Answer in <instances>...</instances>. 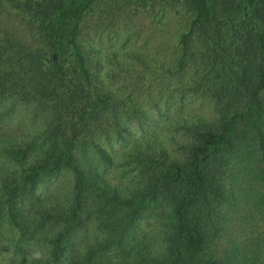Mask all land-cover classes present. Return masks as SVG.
<instances>
[{
	"label": "trees",
	"instance_id": "trees-1",
	"mask_svg": "<svg viewBox=\"0 0 264 264\" xmlns=\"http://www.w3.org/2000/svg\"><path fill=\"white\" fill-rule=\"evenodd\" d=\"M108 1L0 0L36 38L23 48L16 35L0 34L5 264H264V0H183L192 21L169 73L183 74L195 39L204 41L215 118L175 124L188 140L179 158L164 148L125 152L141 178L124 195L98 169L110 159L99 139L112 146L104 120L118 101L82 45L83 23ZM150 217L162 225L159 255L140 234ZM246 220L262 222L251 241L234 236L232 222Z\"/></svg>",
	"mask_w": 264,
	"mask_h": 264
},
{
	"label": "rangeland",
	"instance_id": "rangeland-1",
	"mask_svg": "<svg viewBox=\"0 0 264 264\" xmlns=\"http://www.w3.org/2000/svg\"><path fill=\"white\" fill-rule=\"evenodd\" d=\"M111 1L105 2L110 3L106 10L102 5L97 6L86 18L82 45L92 53L96 78L118 101L116 112L104 120L110 128L112 146L104 138L99 139L110 162H97L99 173L109 186L118 188L124 195L139 186L141 178V167L135 163L134 156L124 155L125 152L134 153L135 147L139 150L164 148L169 159L181 157L188 140L183 131H176L175 124L199 116L214 120L215 99L208 92L209 84L204 82L210 62L209 47L204 41L195 39L193 57L183 74L175 78L169 73L179 55L176 48L179 38L192 21L183 0H148L140 5L135 0ZM3 33L16 35L23 48L36 40L30 38L31 34L9 7L0 8V34ZM13 75V78L7 76L12 78L7 85L15 82L16 73ZM19 112L21 108L8 118L9 125L3 130L16 125ZM0 161H3L1 156ZM52 189L56 190L55 186ZM232 223L234 236L249 241L262 231L259 220L255 221V227L252 220L241 225ZM140 234L147 238L145 244L150 253L162 252V225L153 217L142 221ZM7 245L6 240L0 243V264L10 259ZM262 255L264 258V252Z\"/></svg>",
	"mask_w": 264,
	"mask_h": 264
}]
</instances>
